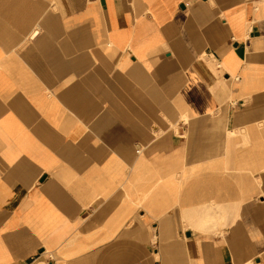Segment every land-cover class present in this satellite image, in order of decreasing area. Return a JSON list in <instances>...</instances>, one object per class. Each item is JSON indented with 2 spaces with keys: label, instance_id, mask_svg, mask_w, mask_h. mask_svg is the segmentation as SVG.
I'll return each instance as SVG.
<instances>
[{
  "label": "crops",
  "instance_id": "obj_1",
  "mask_svg": "<svg viewBox=\"0 0 264 264\" xmlns=\"http://www.w3.org/2000/svg\"><path fill=\"white\" fill-rule=\"evenodd\" d=\"M0 264H264V0H0Z\"/></svg>",
  "mask_w": 264,
  "mask_h": 264
},
{
  "label": "rangeland",
  "instance_id": "obj_2",
  "mask_svg": "<svg viewBox=\"0 0 264 264\" xmlns=\"http://www.w3.org/2000/svg\"><path fill=\"white\" fill-rule=\"evenodd\" d=\"M185 122H186V123H188V122H189V120H188L187 118H185ZM205 219H206V222H208V221H209L208 215H207V216H205ZM213 220H214V219H213Z\"/></svg>",
  "mask_w": 264,
  "mask_h": 264
}]
</instances>
